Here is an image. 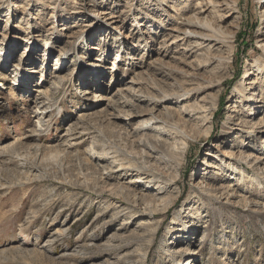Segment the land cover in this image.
<instances>
[{
    "label": "rangeland",
    "instance_id": "1",
    "mask_svg": "<svg viewBox=\"0 0 264 264\" xmlns=\"http://www.w3.org/2000/svg\"><path fill=\"white\" fill-rule=\"evenodd\" d=\"M168 1L0 0V264H264V2Z\"/></svg>",
    "mask_w": 264,
    "mask_h": 264
},
{
    "label": "bare ground",
    "instance_id": "2",
    "mask_svg": "<svg viewBox=\"0 0 264 264\" xmlns=\"http://www.w3.org/2000/svg\"><path fill=\"white\" fill-rule=\"evenodd\" d=\"M159 1H161L162 3L165 4V1H167V0H159ZM179 1H180L179 2L180 4L184 3V5L181 6L180 4H177L176 3L177 0L175 1V3H171V2L168 1V4L170 3L171 6L170 5L169 6L176 13V18H177L176 21L184 26V28H182L183 30H185L184 34L189 33L190 35L193 34V35L199 36L200 38H202V41H203L202 43H204L206 40H213V39L218 41V42L227 41V39L224 36V32L221 29H218L217 27L215 28L214 26L212 27V21L210 22L209 19L206 17V14H205L208 11V9H203V7L206 6V5H209L210 7H212V10H210V12L213 11V9L216 12H218V11H220L221 7L225 6V9H227L228 12H232V10L235 9L234 7L236 6V4H235L236 0H234V2H232V1L227 2V0H196V2H192V3H191V0H189L190 5H188L187 2L185 3V2H181V0H179ZM261 1L264 2V0H261ZM193 3H195V5H194L195 8L193 9V11L191 13H190V10H188V12H185L187 9H189L191 7V5ZM218 13H220V12H218ZM218 16L219 17H224L222 14L218 15ZM262 16L264 18V9L262 11ZM173 17L175 18L174 15H173ZM194 29H198V30L199 29H210V30L213 31L212 33H213L214 37L211 36V35H208V34H206L204 32L195 31ZM190 35H186L185 37L190 36ZM175 38H179V37L176 36ZM48 44H49V41H46V45H48ZM164 46H166V42L164 43ZM262 46L264 47V43H262ZM50 47H51V45H50ZM118 56H120V54L117 55V57ZM258 69H259V67H258ZM262 73H263L262 70H260L259 75L262 74ZM262 76L264 77V74H262ZM263 77H262V79H263ZM263 81H264V79H263ZM251 83L253 84L254 82H250V84ZM245 89H247V88L243 87V89H241L240 91L237 90L239 92V94L241 95V97L245 96ZM39 92H42V93L44 92L45 95H47L48 92H49V89L48 88L47 89H43V87H40V91ZM87 93H88V91H86V94ZM248 98H250V97H248ZM262 99H264V96L262 97ZM261 100H259V102H261ZM41 105L42 104L39 103L36 106H37L38 109L39 108H43V106L41 107ZM151 120L152 119H150V121ZM148 122L149 121H147V123ZM263 122L264 121H262L261 123H263ZM183 138H184V142L181 143V145H183V146L174 148L175 151H177L178 154L184 153L185 149H186V146L188 144L187 143L188 136H185ZM150 148L152 150H154L152 147H150ZM178 148H180V149H178ZM178 150H179V152H178ZM230 155L232 156L233 152H231ZM248 156H250V155H248ZM230 165H231V170L233 172V175H235L237 177H241L239 179H244V180H247L249 182L254 181L255 177L253 178L252 176L247 174V170L246 169L241 171V170H238L237 166L234 167L232 164H229V166ZM258 183L261 184V182H258ZM228 188H230V186ZM202 189L203 190H208L207 188H202ZM229 193L235 194V190L233 188H230L228 190V192H227V195H229ZM188 263L192 264L193 260L188 261Z\"/></svg>",
    "mask_w": 264,
    "mask_h": 264
}]
</instances>
